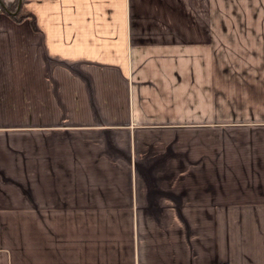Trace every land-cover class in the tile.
I'll use <instances>...</instances> for the list:
<instances>
[{
	"label": "crops",
	"instance_id": "0c3cea01",
	"mask_svg": "<svg viewBox=\"0 0 264 264\" xmlns=\"http://www.w3.org/2000/svg\"><path fill=\"white\" fill-rule=\"evenodd\" d=\"M0 264H264V0H2Z\"/></svg>",
	"mask_w": 264,
	"mask_h": 264
},
{
	"label": "trees",
	"instance_id": "16d2710c",
	"mask_svg": "<svg viewBox=\"0 0 264 264\" xmlns=\"http://www.w3.org/2000/svg\"><path fill=\"white\" fill-rule=\"evenodd\" d=\"M13 10H14V12H16L15 9H13ZM0 11H7V12H10V13L12 14L13 18H14L16 21H18V22H20V21H22V20H24V19H26V18H28V17H31V13L25 12L22 8H20V10H19L18 12H16V13H12V12L10 11V9L7 8V7L4 5V3L2 2V0H0Z\"/></svg>",
	"mask_w": 264,
	"mask_h": 264
},
{
	"label": "water",
	"instance_id": "95a60500",
	"mask_svg": "<svg viewBox=\"0 0 264 264\" xmlns=\"http://www.w3.org/2000/svg\"><path fill=\"white\" fill-rule=\"evenodd\" d=\"M20 6H21V2H20L18 9L16 10V12H18L20 10ZM16 12H14V13H16Z\"/></svg>",
	"mask_w": 264,
	"mask_h": 264
}]
</instances>
